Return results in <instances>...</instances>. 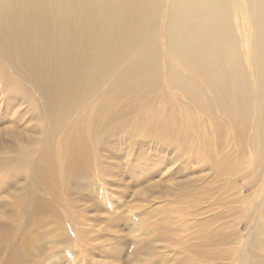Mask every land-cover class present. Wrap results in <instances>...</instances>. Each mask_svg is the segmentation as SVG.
Wrapping results in <instances>:
<instances>
[{"label": "bare ground", "instance_id": "obj_1", "mask_svg": "<svg viewBox=\"0 0 264 264\" xmlns=\"http://www.w3.org/2000/svg\"><path fill=\"white\" fill-rule=\"evenodd\" d=\"M0 101L16 144L3 141L11 153L0 156V264H53L58 248L76 257L72 231L81 253H95L85 246L101 235L72 205L84 206L89 188L108 206L117 161L143 194L158 174L187 176L192 162L212 181L251 166L240 188L254 193L246 216L239 210L245 234L204 237L227 247L226 264H264V0H0ZM178 213L186 230L132 218L142 240L175 251L191 223ZM149 243H135L137 264L159 260Z\"/></svg>", "mask_w": 264, "mask_h": 264}, {"label": "rangeland", "instance_id": "obj_2", "mask_svg": "<svg viewBox=\"0 0 264 264\" xmlns=\"http://www.w3.org/2000/svg\"><path fill=\"white\" fill-rule=\"evenodd\" d=\"M0 103L2 102L0 101ZM4 120V118L0 119V156L9 155L11 153V148L13 149L16 146L15 140L9 138L7 135V123H5ZM3 141H9L11 148L5 145L3 146ZM32 157L34 156L32 155ZM147 162L148 160H144L142 163L146 164ZM152 163L153 161H151V164ZM175 166L176 165H174L173 168ZM198 166L199 164L196 162L185 165L183 169L185 172H189L188 175H176L177 178L172 182L166 180V175H164V173L158 174L151 179L150 182L160 183H158L150 193L147 192L143 194L142 186H144V183L140 185V187H138V185L135 187L132 174L127 175V173H125L129 170L125 164L118 163L117 161L116 164L108 165V182L104 192V194L107 195V201L109 202L108 206L102 205L98 195H94L93 190L89 188L84 192V195L87 197L82 198L85 200V205L77 206L76 208L72 205L74 215L77 213L78 219L82 214L89 217L93 230L101 235L100 240H95L90 246H85L87 249H92L91 247L95 246L96 252L93 253L90 250L86 253H81V249L83 248L82 239L72 231L70 232L72 235L71 246L73 254H76V257L71 256L67 258L66 253H64L66 255V257H64V254V256L61 255L64 248H58V252L57 250L53 252L54 254L60 253L58 258L56 260H50V263L53 262V264H56L63 262V264H72V260L75 262L76 259V263L74 264H137V258L132 252L135 243L141 241L147 244L149 242L148 238L142 240V237L139 236L140 231L144 227L140 221H137L140 222V225H137L135 218L133 219L132 216L137 217L142 213L149 214L147 223L153 230H169L173 228V226H178L180 229L186 230L185 226H182L178 221L176 222L175 217H179L180 213H178V210L180 209L183 213L187 214L191 222L187 227L189 235L186 238L184 247L190 254L193 253L194 259L193 261L191 258L188 259V264H223V262L226 264L229 259L227 256L228 254L224 250L227 247L220 244H210L204 236H213L218 234V232L231 234L236 228L239 232L245 234L247 223L243 221L240 227L237 226L240 219L239 210L241 205H244L245 210L243 215L246 216L247 204L254 193L251 189H244L241 192L240 188L242 183L251 180V177H248V171L251 166L243 168L233 176L223 175L220 177L221 180L219 179L217 181H212L214 178L210 177L211 173L206 174V171L202 172V169H206V166L202 165L200 169ZM153 167L155 171L159 169V166L156 164ZM117 170L121 171L119 175ZM138 170L143 171L142 168H138ZM138 170L135 169L134 171ZM111 172H114L116 175ZM174 184L182 186L185 194H174V196H170L167 187L173 186ZM37 193L41 194L38 190ZM0 196L5 198L8 195L1 193ZM64 208L65 207L60 208L61 214H65ZM67 210L70 211L68 207ZM7 215L8 217L10 216V219L12 218V214ZM173 217L174 219L171 220H175V222L170 224L169 219ZM91 224L88 226L90 227ZM84 226L86 225L82 226L79 223L75 226V230L82 231L83 228H85ZM214 226H216L215 230H213ZM99 230H101V232ZM91 235L92 234H90V237H92ZM136 238L139 239V241H137ZM79 241L81 244H79ZM149 244L156 248L162 245L161 243L154 244L153 242ZM166 245L167 244L164 246L166 247ZM165 247L161 246V248L158 249L162 252L159 260L162 261L163 264H174V261L175 264H180L177 257L179 258V256H182V259L186 260L185 257L189 254L185 249L181 250L179 244L175 251H173L170 246ZM98 248H102L101 250L106 251V253L104 255L97 253ZM156 248L155 250L157 251ZM221 248L224 249L221 250ZM218 249L221 252L218 251ZM177 251H185L186 253L178 255V253H176ZM59 257L61 259H59ZM157 259L158 258L150 259L149 264H153L154 261L158 262L159 260ZM165 261L166 263H164Z\"/></svg>", "mask_w": 264, "mask_h": 264}]
</instances>
